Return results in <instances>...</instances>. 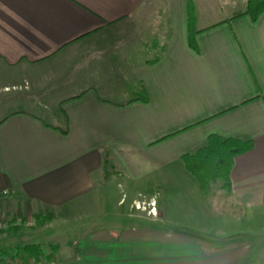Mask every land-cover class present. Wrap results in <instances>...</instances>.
<instances>
[{"label": "crops", "instance_id": "0c3cea01", "mask_svg": "<svg viewBox=\"0 0 264 264\" xmlns=\"http://www.w3.org/2000/svg\"><path fill=\"white\" fill-rule=\"evenodd\" d=\"M194 2L196 50L188 0H0V83L13 105L0 120V193L9 191L0 218L54 214L0 234L1 263L32 259L20 248L34 243L59 244L62 264H257V249L264 264V12L204 22ZM147 13L148 33L121 32L105 56L84 58L89 42ZM118 65L147 102L102 95ZM96 66L108 73L103 82L66 94L72 71ZM213 134L254 147L235 158L230 189L218 179L204 194L181 157ZM114 182L125 187L116 201ZM155 193L193 195L200 210L190 215L205 224H182L161 203L160 217L118 216L124 195ZM209 194L226 210L211 212ZM65 234V244L55 241ZM218 241L227 248H205Z\"/></svg>", "mask_w": 264, "mask_h": 264}, {"label": "rangeland", "instance_id": "374dc122", "mask_svg": "<svg viewBox=\"0 0 264 264\" xmlns=\"http://www.w3.org/2000/svg\"><path fill=\"white\" fill-rule=\"evenodd\" d=\"M161 1H166V0H161ZM197 1L199 5L198 13H199L200 18L204 19V22L217 21L219 20L218 18H220V16H227L229 14L243 10L245 8V5H242L241 0H236L238 1L237 3L232 2L233 0H197ZM197 10L198 9L196 8V12ZM161 12L162 13L165 12L163 5L161 7ZM152 20H154V18L153 17L150 18V14L147 13V14L142 15V19L140 21L139 19H132L129 22H126L125 26H115L111 30V32L110 31L107 32V34L105 35L106 36L105 38L97 39L96 41H91L89 42L90 44L87 45V48L83 47L84 50H88V52H90L89 49L93 50V52L91 51L84 58L92 60L95 56H99V57L105 56L106 55L105 51H108L107 49H109L115 43H117V39L120 37L121 32L122 33L131 32L132 34H137V32L138 33L142 32L144 34L148 33L150 27L152 26L151 25ZM145 22H147V24ZM110 52L112 51L110 50ZM115 65L116 64H114V66ZM117 68L118 69L113 70V73H112L113 75L111 78V83L113 87L110 89L107 88V91L108 90L111 91V94L106 95L104 93L106 92V89H100L102 91V95L106 97L110 96L112 100H126L129 98H134L136 95L135 94L133 95L132 92L135 89L130 87L131 85L130 82H125V80H123L121 77L122 75L125 76V74H123L125 71L123 72L120 69V65H118ZM71 74H72L71 80L65 84L66 86L65 91H67L66 93L67 95L81 91L83 87L86 86V81H88V84L93 83V84L99 85L101 82L104 81L105 75H108L105 68L103 67L102 69H100L99 66H96L94 69L86 73L81 71L80 69V71L78 70L72 71ZM85 75H90L89 76L91 77L90 80H84ZM0 84H1L0 85V120H1L6 115V113L12 108L13 105L3 102L8 99L6 96L8 94L5 91V87H3L4 86L3 82H1ZM14 106H17V105H14ZM35 111H37V109H35ZM49 120L55 122V120L53 119H49ZM113 191H114V194H116V195H113V199L116 201V199H119V197L122 196L121 193L125 192L124 184L121 187H118L117 182H114ZM157 191H159L160 193L162 192L160 188L157 189ZM175 191L176 192L179 191V188L177 186H176V189L172 192L174 193ZM169 192H170L169 189H167L166 192L164 191V194H167ZM155 194L156 195H128V196L124 195L125 196L123 200L124 204L119 209L120 212L118 213L119 214L118 216L122 217V220L123 219H128V220L130 219H138V220L139 219H145V220L152 219V217L148 215L146 211L137 210L134 203L139 201L140 203L139 205L143 206L144 204L147 206L148 202L151 201V199L152 200L156 199L157 205L158 203L163 204V206L168 209L167 210L168 214L170 213L169 217L178 220V222L182 224L191 223V226L193 225L197 227L198 229H201V225L205 224V222H202L203 218L201 216H191L190 215L192 214L191 213L192 211L200 210L199 204L196 202L193 195H159L158 193H155ZM214 196L215 195L209 194V199L206 201V204L208 205L209 210L211 212H215V211L220 212V211L226 210L225 207L228 206V202H225L224 198L221 197L220 195H216V198ZM2 203H3V200L0 202V204ZM158 212L159 213L157 217H160L161 212L160 211ZM2 217H7V218L12 219L13 216L9 217L7 213L5 215H2ZM37 226L38 224L35 221V224L33 226L26 228V229L35 228ZM8 230L9 229L1 230L0 234ZM69 234L59 236L58 239H56L55 241L65 244L66 241L68 240V235L75 237V236H78L80 232H71ZM194 234L198 236L200 235V232L195 231ZM47 239L49 241V238ZM45 240L46 239H44L43 243L47 242ZM207 243L208 244L206 245L205 248L209 251L210 250L220 251V250H224L227 248V246L225 247V243L223 244L220 241H218L217 244H211L209 242ZM25 244L27 243H23L22 247ZM17 248H20V246H18ZM17 248H13V249L16 250ZM260 255H261L260 250L257 249V252L255 253V259H257V264H259L258 260L260 258ZM6 264H11V263H6Z\"/></svg>", "mask_w": 264, "mask_h": 264}, {"label": "trees", "instance_id": "16d2710c", "mask_svg": "<svg viewBox=\"0 0 264 264\" xmlns=\"http://www.w3.org/2000/svg\"><path fill=\"white\" fill-rule=\"evenodd\" d=\"M263 12L264 0H247L246 8L233 14L227 22L242 15H248L253 21H256ZM187 29L189 45L196 50L198 48L196 36L200 32V29L197 27V12L194 0H188L187 4ZM133 100L147 102L148 95L143 91L135 96ZM253 147V141H244L213 134L209 137L206 146L196 152L184 154L181 160L186 170L198 181L202 192L206 194L211 183L218 179L224 181L225 189H230V174L235 158L240 154L252 150ZM53 218L54 214L46 213L44 215H36L35 221L38 225H44ZM59 248V244H52L46 247L42 244L27 243L20 249L35 261L42 262L53 260Z\"/></svg>", "mask_w": 264, "mask_h": 264}, {"label": "built area", "instance_id": "2783aa9c", "mask_svg": "<svg viewBox=\"0 0 264 264\" xmlns=\"http://www.w3.org/2000/svg\"><path fill=\"white\" fill-rule=\"evenodd\" d=\"M9 191L8 190H4L0 193V202L4 199V197L8 196ZM135 207L137 210H143L146 211L148 215H150L151 217H157L158 215V206H157V202L156 199L149 201L147 206L143 204V206L139 205V201L135 202ZM25 225V226H33L35 224V219H33L32 217H25V218H16V219H10L7 217H1L0 218V231L4 230V229H9L10 227H12L13 225ZM0 264H4L1 263ZM11 264H61L60 261L57 258H54L51 261H42V262H37L34 259H29L26 262H18V263H11Z\"/></svg>", "mask_w": 264, "mask_h": 264}]
</instances>
